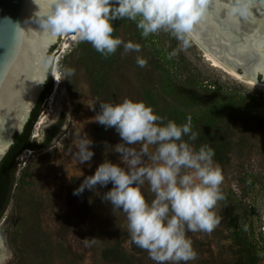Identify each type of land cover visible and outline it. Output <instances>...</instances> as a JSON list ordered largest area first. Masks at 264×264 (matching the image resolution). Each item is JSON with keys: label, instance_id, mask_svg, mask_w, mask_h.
<instances>
[{"label": "rangeland", "instance_id": "rangeland-1", "mask_svg": "<svg viewBox=\"0 0 264 264\" xmlns=\"http://www.w3.org/2000/svg\"><path fill=\"white\" fill-rule=\"evenodd\" d=\"M112 23V35L139 43V53L122 55L121 46L104 56L72 35L56 40L53 64L59 81L55 79L31 137L42 144L46 131L62 116L64 124L48 147L25 150L17 158L11 201L0 220L2 249L13 253L9 264H100L99 250L118 235L131 254L137 253L129 232L116 229L127 226L126 216L111 212L110 204L101 199L111 184L74 194L104 159L118 162L112 145L120 137L94 116L97 101L124 98L142 100L164 122L180 124L178 113L191 115L197 133L192 145L197 149L200 139L206 143L221 137L227 142L224 163L214 160L223 175V199L214 208L220 223L211 232L186 233L196 252L187 264H235L238 258L264 264V255H259L264 253V85L248 84L215 66L192 38L182 49L169 32L143 37L135 21L123 18ZM173 50L177 55L170 58ZM137 56L147 60L144 67L137 64ZM64 68L75 70L68 80ZM84 133L94 142V156L78 164L72 152ZM154 148L150 145L149 152ZM141 191L146 201L154 198L147 181ZM143 264L155 262L147 253Z\"/></svg>", "mask_w": 264, "mask_h": 264}, {"label": "clouds", "instance_id": "clouds-1", "mask_svg": "<svg viewBox=\"0 0 264 264\" xmlns=\"http://www.w3.org/2000/svg\"><path fill=\"white\" fill-rule=\"evenodd\" d=\"M205 11L206 0H51L37 22L50 35H72L77 43L87 41L108 56L121 46L122 55L141 50L139 43L112 35L116 19L135 21L143 37L169 32L180 41L182 49H187ZM175 55L177 50L169 53L170 58ZM136 62L144 67L147 60L137 56ZM74 71L62 69L64 79ZM97 102L99 111L94 120L106 129L113 128L120 137V142L112 145L113 152L119 154L118 162L104 159L93 174L84 177L74 194L111 184L101 199L110 204L112 211L119 209L126 214L133 244L147 251L155 264H187L194 260L196 252L186 233L211 232L220 223L214 208L223 199V175L213 159L214 149L207 144L197 149L190 143L197 136L191 115L185 123L177 124L173 120L164 122L142 100ZM93 143L84 133L74 145L72 155L78 164L92 160ZM150 145L155 146L152 152ZM145 181L154 193L150 202L141 191ZM12 259L11 249L0 253V264H9Z\"/></svg>", "mask_w": 264, "mask_h": 264}, {"label": "water", "instance_id": "water-1", "mask_svg": "<svg viewBox=\"0 0 264 264\" xmlns=\"http://www.w3.org/2000/svg\"><path fill=\"white\" fill-rule=\"evenodd\" d=\"M50 3L0 0V163L14 134L23 132L49 75L55 81L59 35L37 22ZM191 38L242 79L264 85V0H206Z\"/></svg>", "mask_w": 264, "mask_h": 264}, {"label": "trees", "instance_id": "trees-1", "mask_svg": "<svg viewBox=\"0 0 264 264\" xmlns=\"http://www.w3.org/2000/svg\"><path fill=\"white\" fill-rule=\"evenodd\" d=\"M54 84L51 75H49L48 80L45 83V88L40 96V99L37 105L32 110L31 116L26 123L24 130L22 133H15L13 144L10 147L8 153L2 159L0 163V220L6 212L10 201L11 195L16 182V174L18 171V161L17 158L25 151V150H39L42 148L48 147L52 140L57 136L60 128L64 124L63 116L61 119L55 123L52 127H50L44 137V141L42 144L37 143L32 139V130L35 122L38 120V117L41 112V105L45 99H47L53 90ZM179 116H182L178 120L180 124L186 122V118L184 112L178 113ZM184 117V118H183ZM208 117L210 122L215 121L213 117V113H209ZM209 122V123H210ZM209 127V125H208ZM206 127V128H208ZM183 139L187 140V136L183 137ZM192 144V141H190ZM206 143L211 145L214 149L215 155L214 160L224 163L225 157L227 155V142H225L221 137L208 138ZM204 140H199V147L201 145L206 144ZM113 213H121L126 216V214L119 209H110ZM90 227L88 224L86 225ZM125 229L128 231V227L126 225L119 226L118 230ZM133 244V243H132ZM136 254H131L128 249L125 248L124 243L120 239V236H116L114 238L107 239L106 243L99 250V263L100 264H143L144 259H146L147 251L137 247L133 244ZM251 261L237 259L235 264H249Z\"/></svg>", "mask_w": 264, "mask_h": 264}, {"label": "bare ground", "instance_id": "bare-ground-1", "mask_svg": "<svg viewBox=\"0 0 264 264\" xmlns=\"http://www.w3.org/2000/svg\"><path fill=\"white\" fill-rule=\"evenodd\" d=\"M214 63L215 66L217 67H220V68H223L228 74L238 78V79H241V80H244L242 79V77L238 74H236L235 72H233L232 70L226 68L225 66H223V64H221V62H219L217 59L215 58H212L210 55H207ZM245 82H247L248 84H252V85H261V83H255V82H251L249 80H244ZM1 238V237H0ZM2 242L0 240V253H5V251L2 249Z\"/></svg>", "mask_w": 264, "mask_h": 264}]
</instances>
